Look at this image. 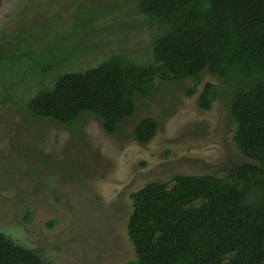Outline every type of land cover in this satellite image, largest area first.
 <instances>
[{
	"label": "rangeland",
	"instance_id": "1",
	"mask_svg": "<svg viewBox=\"0 0 264 264\" xmlns=\"http://www.w3.org/2000/svg\"><path fill=\"white\" fill-rule=\"evenodd\" d=\"M139 0H4L0 5V231L51 264H129L131 192L176 174L229 177L251 159L236 146L231 85L210 72L199 80H156L136 95L118 132L81 114L71 125L30 113L28 102L64 72L84 71L111 54L154 60L165 30ZM215 86L211 107L200 104ZM157 131L134 137L145 117Z\"/></svg>",
	"mask_w": 264,
	"mask_h": 264
},
{
	"label": "trees",
	"instance_id": "2",
	"mask_svg": "<svg viewBox=\"0 0 264 264\" xmlns=\"http://www.w3.org/2000/svg\"><path fill=\"white\" fill-rule=\"evenodd\" d=\"M138 8L166 25L153 61L113 54L64 72L29 108L64 123L91 112L115 133L135 113V96L156 80H199L207 71L228 82L234 140L251 161L229 177L178 173L133 191L128 233L136 258L129 264H264V0H139ZM215 92L207 83L201 106L209 108ZM157 127L146 117L134 134L146 142ZM0 264L51 263L0 232Z\"/></svg>",
	"mask_w": 264,
	"mask_h": 264
},
{
	"label": "flooded vegetation",
	"instance_id": "3",
	"mask_svg": "<svg viewBox=\"0 0 264 264\" xmlns=\"http://www.w3.org/2000/svg\"><path fill=\"white\" fill-rule=\"evenodd\" d=\"M116 54H117V53H116ZM118 54H120V53H118ZM111 55H113V54H111ZM108 57H109V56H108ZM106 58H107V57H106ZM106 58H105V59H106ZM103 60H104V59H103ZM103 60H102V61H103ZM99 63H100V62H99ZM97 64H98V63H97ZM72 71H74V70H72ZM31 99H32V97H31ZM31 99H30V100H31ZM30 100H29V102H30ZM29 102H28V104H29ZM210 107H211V104H210ZM210 107H209V108H210ZM204 108H205V107H204ZM28 109H29L30 113H32V114L35 115V116H39V117H47V118H53V117H50V116H40V115H36V114H34V113L30 110L29 105H28ZM83 113H86V112H82L81 114H83ZM87 113H91V112H87ZM81 114H80V115H81ZM92 114H93V113H92ZM80 115H79V116H80ZM94 115H95V114H94ZM79 116H78V117H79ZM96 116H97V115H96ZM132 116H133V115H132ZM78 117H77V118H78ZM98 117H99V116H98ZM148 117H149V116H148ZM77 118H76V119H77ZM145 118H146V117H145ZM53 119H55L56 121L60 122V121L57 120L56 118H53ZM76 119H75V120H76ZM127 119H128V118H127ZM143 119H144V118H143ZM143 119H142V120H143ZM75 120H73V121L70 122V123H64V122H60V123H63V124H66V125H71ZM140 122H141V121H140ZM140 122H139V123H140ZM122 123H123V122H122ZM139 123H138V124H139ZM138 124H137V125H138ZM105 130H106V129H105ZM106 131H107V130H106ZM156 131H157V130H156ZM156 131H155L154 135L156 134ZM133 134H134V132H133ZM154 135H153L149 140H147L146 142H142V141L138 140V138L135 136V134H134V137H135V139H136L139 143H141V144H146V143H148V142L154 137ZM137 190H138V189H137ZM135 191H136V190H135ZM131 193H132V192H131ZM131 199H132V198H131ZM0 232H2V231H0ZM9 238H10V237H9ZM12 240H13V239H12ZM19 244H20V243H19ZM21 245H22V244H21ZM23 246H24V245H23ZM30 249H31V248H30ZM32 250H33V249H32ZM34 251H35V250H34ZM37 252H38V251H37Z\"/></svg>",
	"mask_w": 264,
	"mask_h": 264
}]
</instances>
